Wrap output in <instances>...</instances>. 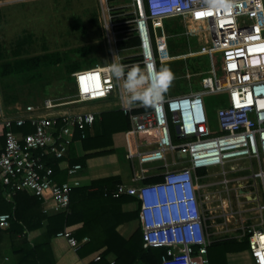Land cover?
Instances as JSON below:
<instances>
[{
  "label": "built area",
  "instance_id": "2783aa9c",
  "mask_svg": "<svg viewBox=\"0 0 264 264\" xmlns=\"http://www.w3.org/2000/svg\"><path fill=\"white\" fill-rule=\"evenodd\" d=\"M128 1L133 14L128 37L137 40L134 60L112 55L104 66L72 74L74 94L70 98H44L37 104L15 105L0 112V198L9 199L24 192L41 199L43 212L48 207L66 211L70 192L78 183L58 185L46 158L62 161L66 156L57 141L68 144L85 137L100 114L88 109V104L113 103L128 115L129 134L151 138L138 143L137 151L128 153L133 185L121 183L111 193L115 198L137 199L143 248L164 249L160 264H209L208 248L215 240L208 232V223L213 220L203 208L204 185L200 181L210 168H221L226 178L229 172L238 171L234 163L243 161L250 170V182L236 180V200L241 206L240 197L251 204L261 220L255 226L243 227L237 239L247 235L252 264H264V0H231L228 10L209 8L205 0ZM172 19L203 27V44L192 54L208 59V72L196 91L165 94L155 107L139 103L127 106L122 99V81L115 80L108 67L115 59L128 69H146L150 65L155 72L171 62V34L164 23ZM216 60L222 77L216 74ZM211 95L219 98L221 104L215 111L217 131L212 130L205 102ZM136 109L141 111L132 113ZM26 122L32 131L24 134L20 129ZM76 134L79 138L75 141ZM227 165L233 168L225 171ZM153 166L159 171L150 177L160 180L144 183L146 168ZM64 169L68 177H73L82 166L66 165ZM244 189L250 192L245 193ZM9 219L7 214L0 215V229L9 227ZM56 237L65 239L71 248L79 245L67 229ZM99 259L100 255H96L95 260Z\"/></svg>",
  "mask_w": 264,
  "mask_h": 264
},
{
  "label": "rangeland",
  "instance_id": "374dc122",
  "mask_svg": "<svg viewBox=\"0 0 264 264\" xmlns=\"http://www.w3.org/2000/svg\"><path fill=\"white\" fill-rule=\"evenodd\" d=\"M131 11L128 0H0V64L15 60L14 51H19L17 58L22 59L46 54H58L63 59L57 64L40 65L28 74L0 75V106H9L8 111L15 104L27 106L44 98L56 101L70 98L74 94V72L67 73V67L79 65V68L87 69L90 62L95 63L94 66H104L112 55L115 58L118 55L125 61L134 60L137 53L134 48L117 47L118 42L131 34ZM167 28L171 33L168 49L174 59L163 66L171 69L175 79L165 94L171 96L196 91L201 78L209 70L206 57L192 54L203 44L205 31L199 25H184L180 19L170 20ZM20 41L24 44L19 50L17 44ZM215 70L222 77L218 60L215 61ZM14 100L16 102L12 104ZM205 102L210 107L212 130L217 131L215 111L221 105L219 98L211 95L205 98ZM99 103L88 104V109L97 110L95 105ZM98 108L104 107L99 105ZM149 140L151 138L145 137L141 142ZM121 162L128 163L126 160ZM234 164L238 171L229 172L228 177L222 176L221 168H210L200 181L204 185L201 191L203 208L210 212L208 214L213 220L208 223V232L212 233L214 240L239 238L243 227L255 226L261 220L258 210L252 209V205L246 204L242 197L239 198L242 206L237 203L236 180L241 179L244 184L245 180L250 182V170L247 162ZM224 168L229 171L233 166ZM228 179L233 181L226 184ZM244 192L250 191L244 189ZM227 263L252 264V261L246 250L228 255Z\"/></svg>",
  "mask_w": 264,
  "mask_h": 264
},
{
  "label": "trees",
  "instance_id": "16d2710c",
  "mask_svg": "<svg viewBox=\"0 0 264 264\" xmlns=\"http://www.w3.org/2000/svg\"><path fill=\"white\" fill-rule=\"evenodd\" d=\"M168 22H165L164 26L167 32L171 34L169 28H167ZM128 36L130 35L125 37ZM124 38L117 43L118 49H132L137 45L135 37ZM23 44L24 41H20L17 48L20 50ZM74 52L78 54V51ZM13 55L16 57L15 60L0 64L1 76L28 74L40 65L48 66L49 63L57 64L63 61L58 54H46L41 57L26 59L17 58L20 56L19 51H14ZM1 57L0 54V59H2ZM94 64L90 62L87 67L92 68ZM78 70H81L79 65L67 67V73ZM15 102V100L12 101V104ZM5 107L8 108L9 106ZM207 108L210 112L208 105ZM140 111V109H136L132 110V113ZM97 120L98 125L94 134H90L88 130L85 137L80 140L83 150L81 158L76 157L73 144H65L61 140L57 141L58 147L63 149L71 166L80 164L83 167L87 159L109 154H116L120 161H129L128 154L124 153L122 155L120 150L113 148L112 143L114 133L125 132L130 129L128 115L119 109H115L101 112L95 122ZM57 127L60 128L61 123ZM20 130L27 134L32 131V128L26 122ZM78 138L79 135L76 134L74 140L76 141ZM60 161V159L52 156L46 158L47 165L53 169V179L58 185L65 182L67 177V174L61 172L58 168ZM203 174L204 172H198V175ZM158 180H160L159 177H150L143 180V182L151 183ZM119 184H121L119 179L106 178L91 182L89 187L73 188L70 192V202L67 210L53 215H46L43 212L41 199L24 192H17L9 199L0 198V215L7 214L10 218L9 227L5 230L0 229V264L9 249L24 256L23 258L20 257L18 264H54L48 242L32 245L29 250L23 247L29 244L30 233L42 229L44 222L46 223L45 235L48 240L56 237L66 227L81 224V227L72 233V236L79 243L84 238L88 239L87 242L80 245L78 250L80 257L104 248L105 254L113 253L116 256L113 264H160L161 257L165 255V250L162 248H143L141 229L136 230L128 239L122 238L116 232L119 225L133 220L136 216V214H123L119 209L123 203L135 197L119 196L115 198L110 194V192L115 191L116 186ZM247 249V235L242 239L220 238L215 240L208 248L209 264H227V254L239 253ZM103 258L100 256L98 262L90 264H107Z\"/></svg>",
  "mask_w": 264,
  "mask_h": 264
},
{
  "label": "crops",
  "instance_id": "0c3cea01",
  "mask_svg": "<svg viewBox=\"0 0 264 264\" xmlns=\"http://www.w3.org/2000/svg\"><path fill=\"white\" fill-rule=\"evenodd\" d=\"M99 105L103 106L104 108L100 110L98 108ZM12 107L13 106H11V108ZM95 108L97 109L95 111L99 113L119 109L115 107L113 103H108L104 101H100L99 104L95 105ZM6 109L7 108H2L0 106V112H5ZM98 120L94 123L95 125H93V127L88 129L90 131V134H94V131L98 125ZM144 138L145 136L143 135H138L136 137H133L131 134H129V130L125 132L114 133L112 135L113 148L120 150L121 151L120 153L128 154L129 152H135L138 149V146H137L138 143H143L141 142V139H144ZM2 144H3V139L0 137V147L2 146ZM71 144L74 145L76 157L81 158L83 156V150H82L80 141H76ZM66 165L71 166L68 158L65 157V159H63L62 161L58 163L59 170L63 173H66L64 169ZM146 169H147V172L145 175L147 176V178L150 176H154L155 172L159 171L156 166L147 167ZM133 177H134L133 168H132L131 162L129 161L128 163L121 162L119 161L118 156L116 154H109V155H103V156H98V157L87 159L82 169L79 172L75 173L73 177L67 176L65 182H69V183L77 182L78 185L74 187L75 189V188L89 187L91 182L93 181L102 180L106 178H114V179H119L122 184H125L126 186H130V185H133ZM111 193L112 192H110V194ZM119 209L123 214H129V215L136 214L133 220L119 225L116 229V232L122 238L128 239L133 235V233L136 230L141 229L137 199L133 198L132 200L123 203ZM57 212L60 213L62 211H59V210L56 211L55 209L48 207L47 211L44 213L46 215H53L54 213H57ZM45 225L46 223L44 222L43 223L44 227L42 229L30 233L29 235L30 242L29 244H26L23 246L24 249L29 250L32 247V245H39V244L48 242L50 249H51L52 257L54 259V264L95 263V262H98V260H95L96 255H100L104 257L103 260L107 264H113L114 261L116 260V256L113 253L105 254L104 248L98 251H95L89 255L80 257L78 255V250L81 244H84L85 242H87L88 240L87 238H84L81 241V243L77 241L79 243L77 248H71L68 245V242L61 237H54L48 240L45 235ZM80 227H81V224H78V225H74L71 227H66L65 229L74 233ZM230 254H234V253H230ZM230 254L226 255V262H227V256ZM20 257L23 258L24 256L19 253L17 254L9 249L6 251L1 264H18Z\"/></svg>",
  "mask_w": 264,
  "mask_h": 264
},
{
  "label": "clouds",
  "instance_id": "9594fccd",
  "mask_svg": "<svg viewBox=\"0 0 264 264\" xmlns=\"http://www.w3.org/2000/svg\"><path fill=\"white\" fill-rule=\"evenodd\" d=\"M209 8L228 10L232 7L231 0H205ZM111 76L122 81V99L127 106L141 104L144 107H155L162 102L165 93L175 79L174 73L167 66L153 71L149 65L146 69L126 66L115 62L108 67Z\"/></svg>",
  "mask_w": 264,
  "mask_h": 264
},
{
  "label": "snow or ice",
  "instance_id": "6c2138e0",
  "mask_svg": "<svg viewBox=\"0 0 264 264\" xmlns=\"http://www.w3.org/2000/svg\"><path fill=\"white\" fill-rule=\"evenodd\" d=\"M197 15H198V16H203V15H205V14H204V13H198ZM81 79L83 80V79H85V78L82 77ZM97 79H98V77H97Z\"/></svg>",
  "mask_w": 264,
  "mask_h": 264
}]
</instances>
